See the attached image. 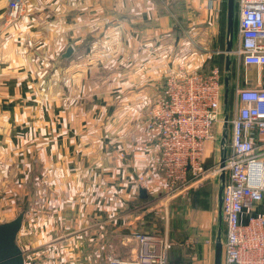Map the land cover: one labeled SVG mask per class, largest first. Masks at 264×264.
<instances>
[{
	"label": "crops",
	"instance_id": "0c3cea01",
	"mask_svg": "<svg viewBox=\"0 0 264 264\" xmlns=\"http://www.w3.org/2000/svg\"><path fill=\"white\" fill-rule=\"evenodd\" d=\"M223 3L227 18L226 0H24L17 13L0 0V217L30 206L24 264H107L135 250L137 210L164 195L146 113L168 68L220 52ZM239 71L240 84L264 86V66ZM248 214H264V196Z\"/></svg>",
	"mask_w": 264,
	"mask_h": 264
},
{
	"label": "built area",
	"instance_id": "2783aa9c",
	"mask_svg": "<svg viewBox=\"0 0 264 264\" xmlns=\"http://www.w3.org/2000/svg\"><path fill=\"white\" fill-rule=\"evenodd\" d=\"M23 1L7 0L10 13L20 11ZM236 3L237 34L228 54L237 72L241 67L261 68L264 0H236ZM233 92V109L228 116L229 141L222 147L223 159L220 156L212 172L205 164L207 144L216 142V126L223 123L222 71L218 66L207 70L168 68L146 113L144 131L157 136L158 165L166 197L183 194L213 173L223 175L222 264H264V214H248L264 196V147L257 144L258 136L264 134V86L242 85L236 80ZM136 148L146 150L145 145ZM244 213L246 221L241 219ZM134 238L135 250L128 258L109 253L107 264H170L168 251L174 242L166 232L136 233Z\"/></svg>",
	"mask_w": 264,
	"mask_h": 264
},
{
	"label": "rangeland",
	"instance_id": "374dc122",
	"mask_svg": "<svg viewBox=\"0 0 264 264\" xmlns=\"http://www.w3.org/2000/svg\"><path fill=\"white\" fill-rule=\"evenodd\" d=\"M231 27L233 44V39L237 33L236 15L232 19ZM227 32L225 35L226 41L228 36ZM213 54L214 52L211 51L210 58L205 57L204 65L196 69L207 70ZM225 54L227 53L225 52ZM230 58L231 87L229 114L231 109H233V87L236 83V73H238V76L240 73V71L236 72L235 65L232 63V57L230 56ZM182 67L186 68L184 66ZM216 128L218 138L213 147V153L205 160V164L210 168L211 172L214 170L213 167H215L216 161L221 156L222 147L224 148L228 144L230 133L229 123H227L225 142L222 146L220 144V137L223 123H218ZM208 148L212 149V143L207 144ZM219 178L220 176L218 174L213 173V175L202 179L200 182L198 181L199 183H195L194 186L183 192L184 195L178 193L171 198L165 196L163 188L164 195H162V203L157 202L158 200L156 199L151 201L149 198L147 200L148 205L137 210L136 215L141 217L131 225L133 228L132 234L166 232L168 238L174 242V246L168 251V261L170 264H213V246L218 231L220 232V239L223 238V221L218 207ZM29 207L28 205H24L21 208L23 210L20 211H23L25 214V211ZM0 221H3L1 217Z\"/></svg>",
	"mask_w": 264,
	"mask_h": 264
},
{
	"label": "water",
	"instance_id": "95a60500",
	"mask_svg": "<svg viewBox=\"0 0 264 264\" xmlns=\"http://www.w3.org/2000/svg\"><path fill=\"white\" fill-rule=\"evenodd\" d=\"M227 1V41L224 51L226 54V63L223 69L222 76V96H221V116L223 120V128L220 137V144L223 145L226 137V125L228 123L229 116V102H230V83H231V71H230V56L228 52L232 46V9L233 0ZM72 46L68 45L61 58H67L72 53ZM223 155V154H222ZM223 159V156L220 158ZM221 180L223 175H220ZM139 197H146V189L143 187L139 188ZM221 206V186L219 188L218 195V207ZM24 212L19 211L15 217L7 221H0V264H24L23 250L17 243V234L21 228L23 221ZM213 264H222V241L220 239V232H217L216 239L213 246Z\"/></svg>",
	"mask_w": 264,
	"mask_h": 264
},
{
	"label": "trees",
	"instance_id": "16d2710c",
	"mask_svg": "<svg viewBox=\"0 0 264 264\" xmlns=\"http://www.w3.org/2000/svg\"><path fill=\"white\" fill-rule=\"evenodd\" d=\"M225 8H226V5L225 3H223V6L220 8L219 19H218L219 20V32L213 44V46L216 48H219V50H224L226 46V36L224 38V32L226 33L228 29H227V18H225V15L223 16ZM225 63H226V54L223 52H218V53L213 54L212 59L209 62V67L216 65L221 71H223ZM224 236H225V225L223 223V238ZM223 238L221 239L222 242H223Z\"/></svg>",
	"mask_w": 264,
	"mask_h": 264
}]
</instances>
